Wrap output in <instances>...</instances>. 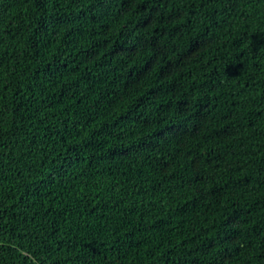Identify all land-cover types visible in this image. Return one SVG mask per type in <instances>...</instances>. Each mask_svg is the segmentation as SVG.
Here are the masks:
<instances>
[{
	"label": "trees",
	"instance_id": "16d2710c",
	"mask_svg": "<svg viewBox=\"0 0 264 264\" xmlns=\"http://www.w3.org/2000/svg\"><path fill=\"white\" fill-rule=\"evenodd\" d=\"M0 264H264V0H0Z\"/></svg>",
	"mask_w": 264,
	"mask_h": 264
}]
</instances>
